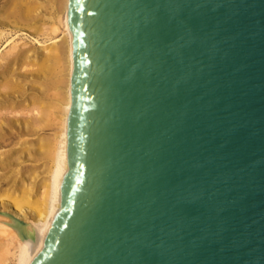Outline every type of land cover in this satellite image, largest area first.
I'll list each match as a JSON object with an SVG mask.
<instances>
[{"label": "water", "instance_id": "1", "mask_svg": "<svg viewBox=\"0 0 264 264\" xmlns=\"http://www.w3.org/2000/svg\"><path fill=\"white\" fill-rule=\"evenodd\" d=\"M70 168L33 264H264V0H69Z\"/></svg>", "mask_w": 264, "mask_h": 264}, {"label": "bare ground", "instance_id": "2", "mask_svg": "<svg viewBox=\"0 0 264 264\" xmlns=\"http://www.w3.org/2000/svg\"><path fill=\"white\" fill-rule=\"evenodd\" d=\"M68 10L69 0H0V49L8 42L0 50V186H9L0 187V232L7 237L0 264H33L62 206L73 105ZM57 23L62 38L52 35L61 30ZM19 33L39 47L16 42ZM25 111L28 117L18 116ZM41 159L49 160V176L37 183Z\"/></svg>", "mask_w": 264, "mask_h": 264}, {"label": "rangeland", "instance_id": "3", "mask_svg": "<svg viewBox=\"0 0 264 264\" xmlns=\"http://www.w3.org/2000/svg\"><path fill=\"white\" fill-rule=\"evenodd\" d=\"M48 22H49V20H48ZM57 25H60V28H61V30H59L56 34L54 33V34H52L53 36H57V37H59V38H62L64 35V33H63V29H64V27H63V25H61V24H59V23H57ZM40 40H43V37H41V36H39L38 37ZM42 38V39H41ZM13 39H15V41L16 42H19V43H23V42H28L29 43V45L30 46H35L36 47V45L39 47V42H37V41H34L32 38L30 39V38H28V37H26L25 35H23L22 33H19V35H15L14 37H13ZM11 40V39H10ZM6 43V44H5ZM4 43V46L3 47H1V51L7 46V44H8V42H5ZM48 44V43H47ZM43 45V44H42ZM8 48H10V46L8 47ZM41 48V47H40ZM30 115V114H29ZM18 116H21V117H28L27 116V111H25V112H23L22 114H18ZM49 161V160H48ZM48 161L46 160V159H41V160H38V161H36L35 162V164L37 165L36 167H38L37 168V171H36V174H35V177L37 178L36 179V182L37 183H40L46 176H49V164H48ZM37 175V176H36ZM40 181V182H39ZM4 184H5V186H4ZM1 189H5L6 187H9L8 185L6 186V183H3V184H1ZM15 187L16 186H14L13 188H12V190L13 189H15ZM36 189H37V187H36ZM36 189H35V191H36ZM20 191V190H19ZM19 191L17 190L16 192L17 193H19ZM2 198L0 197V200H1ZM4 199H6V198H4ZM3 240V241H2ZM7 242V237H6V235L5 234H2L1 232H0V245H4L6 242ZM2 245V246H3ZM2 246H0V248L2 249ZM11 261H12V259H11Z\"/></svg>", "mask_w": 264, "mask_h": 264}]
</instances>
